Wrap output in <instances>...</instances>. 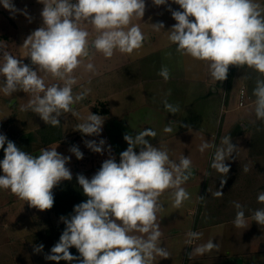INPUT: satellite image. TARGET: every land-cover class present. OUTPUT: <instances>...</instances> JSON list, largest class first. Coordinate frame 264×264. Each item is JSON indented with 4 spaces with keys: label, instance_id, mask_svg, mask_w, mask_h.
I'll return each mask as SVG.
<instances>
[{
    "label": "clouds",
    "instance_id": "clouds-1",
    "mask_svg": "<svg viewBox=\"0 0 264 264\" xmlns=\"http://www.w3.org/2000/svg\"><path fill=\"white\" fill-rule=\"evenodd\" d=\"M172 2L180 9L168 7L176 21L168 30L169 40L176 45L177 52L207 62L210 75L217 82L227 79L230 66H247L264 75V8L259 3L255 0ZM38 3L43 5L42 24L23 43L31 63L26 64L4 53V63L0 65L2 91L5 95L17 91L31 93L32 99L23 110L30 109L47 125L58 127L64 113L78 115L72 106L85 99L90 91L86 89L75 96L72 91L77 83L72 74L81 65L82 58L89 56L90 50L111 58L117 50L131 54L143 46L146 36L132 20L143 18L146 0H38ZM152 3L168 5V0H152ZM0 5L9 12L22 11L28 17L27 11L17 9L13 0H0ZM84 23L93 26L98 33L91 42L89 32L81 27ZM152 25L156 31L164 28L163 22ZM85 67L88 71L94 70L92 63ZM37 68L63 81V86H46ZM158 74L165 80L170 78L167 67H162ZM253 94L257 119L264 120V80L257 81ZM164 105L169 113L179 111L167 101ZM104 120V117L90 113L76 127L84 135L99 136ZM164 131L170 133L173 129L169 125ZM156 135L151 128L135 136L125 134L123 139L128 147L120 153L119 162L110 155L91 179L77 174L78 184L87 200L75 205L69 217L60 218L65 229L45 259L57 264L61 260L78 261L79 264H153L157 256L170 258V253L159 246L162 235L157 222V213L162 207L159 197L166 190L175 189V208L189 199V193L181 185L192 175L191 160L182 156L179 163L171 161L166 151L146 139ZM231 141L230 136L223 138L224 147L216 150L211 164L225 175L230 171L225 162L237 148ZM85 143L90 150L102 154L106 141ZM209 147L213 145L205 142L199 150L203 152ZM0 149L4 151L0 161L3 173L0 189L10 190L31 208L50 210L55 199L53 189L62 181L72 180V172L66 166L71 157L59 153L57 147L43 148L38 156H33L7 140L4 134H0ZM69 151L77 159H83L78 146H71ZM220 182L223 188L226 180ZM223 194L221 190L214 193L216 197ZM257 199L264 203V193ZM235 207L239 211L234 224L243 228L247 223L245 213L240 204ZM252 219L258 225H264V209L256 210ZM187 235L186 243L191 244L201 234L189 232ZM43 247L40 244L34 251L39 253ZM72 247L77 249L79 257L69 251ZM217 247L209 240L194 248L189 256L203 255Z\"/></svg>",
    "mask_w": 264,
    "mask_h": 264
},
{
    "label": "rangeland",
    "instance_id": "rangeland-1",
    "mask_svg": "<svg viewBox=\"0 0 264 264\" xmlns=\"http://www.w3.org/2000/svg\"><path fill=\"white\" fill-rule=\"evenodd\" d=\"M255 2L264 8V0ZM13 3L17 9L26 10L30 19L22 11L9 12L0 5V65L4 63V53L30 64L28 49L23 43L42 24L40 12L43 5L38 0H13ZM169 6L180 10L172 0H168V5L161 6L146 0L143 18L132 20V24L141 28L146 39L143 46L131 54L117 50L111 58H105L102 53L90 50L89 56L82 58L81 65L72 74L77 81L72 91L74 96L86 89L90 91L85 99L75 103L73 111L78 115L71 112L69 117L63 116L66 129L69 134L76 132V126L92 113L105 118L102 132L99 136L82 135L81 139L70 144L51 148L57 147L59 153L71 157L67 166L71 171L75 164L79 174L91 179L110 155L119 162L120 153L128 147L123 139L125 134L135 136L151 128L157 135L146 139L166 151L171 161L179 163L180 158L185 156L198 170L195 180L181 185L189 193V199L179 208L173 206L175 189H168L159 197L162 205L157 213L162 233L159 246L170 253V258L157 256L153 264H238L236 260L225 261L240 256L244 259L243 264H264V225H258L252 219L256 210L264 209V203L257 199L259 194L264 193V164L259 165L247 155L251 129L235 135L230 133L234 126L243 122L251 127L255 120V101L247 98L243 106L239 105L245 66H230L225 85L219 88L217 94L205 97L217 81L211 77L207 62L181 55L176 51V45L170 42L168 30L176 21L168 10ZM160 22H163L164 28L156 31L152 24ZM81 27L89 32L90 42L98 35L94 27L87 23ZM88 63L94 65L93 71L86 70ZM162 67H167L170 72L167 80L158 74ZM37 71L46 86H63V81L51 74L38 68ZM2 81L3 76L0 75V134L17 139L35 132L44 121L30 109L23 110L32 99V94L17 91L5 95ZM164 101L178 107L179 111L169 113ZM103 108L107 113L101 111ZM93 109L99 112L94 113ZM172 119H175V124ZM169 125L173 131L167 133L164 128ZM33 135L35 138V133ZM228 136L237 148L225 162L230 166L229 173L225 175L212 168L211 164L216 150L224 147L223 138ZM101 139L106 141L102 154L86 146L85 141L99 143ZM205 142L213 147L201 152L200 146ZM73 145L79 147L83 159H77L69 151ZM139 150V147L135 149L137 153ZM245 168L248 171H244ZM221 180H226L223 188ZM217 190H221L223 196L216 197L214 193ZM237 203L242 204L241 209L246 215L247 223L243 228L234 224L239 210L229 209ZM43 217H46L45 211L29 207L10 190L0 189V264H55L45 259L50 254L48 248L43 247L37 253L34 251L37 245L28 243L37 229V219ZM202 217L205 218L202 220ZM195 220H198L197 228ZM189 232L201 235L187 244ZM209 240L218 247L203 255L189 256L194 248Z\"/></svg>",
    "mask_w": 264,
    "mask_h": 264
},
{
    "label": "trees",
    "instance_id": "trees-1",
    "mask_svg": "<svg viewBox=\"0 0 264 264\" xmlns=\"http://www.w3.org/2000/svg\"><path fill=\"white\" fill-rule=\"evenodd\" d=\"M244 74L245 84L250 94L249 98L255 101L256 97L254 96L253 91L257 86V81L264 80V75L247 66H245ZM227 94L228 93H226V95ZM74 105L72 106L73 109L75 108ZM101 111L107 113V110L105 108H103ZM93 112L97 113L99 111L93 109ZM70 113L71 112L64 113L60 117L61 123L58 127L47 125L44 122L37 130H35V132L29 133L27 135V138H7V140L14 142L17 147L33 156H38V151L43 148H51L54 145L64 146L66 144H70L73 141H76V139H81L82 135H84L78 130L70 134L67 131L63 116L69 117ZM249 129H251V137L249 141L248 154L250 158H253L259 165L264 164V120L257 119L256 112L255 120L252 126H249ZM237 132H240V128L238 125L236 126V133ZM33 133H35V138ZM6 146L7 143H5V147ZM3 158L4 151L3 149H0V161H2ZM74 162L75 160L72 161V163ZM73 165L74 168L71 171L72 180L62 181L57 187L53 189L55 198L54 205L50 210H44L46 213L45 218L43 217L42 219H37V229L28 239L30 241L28 243L37 246L43 244L44 247L51 250V248L59 241V238L63 230L65 229V224L61 221L60 218L62 216L69 217L71 214H73L75 205L87 200V197L83 194L82 187L78 184L76 178L77 174H79L78 167L75 164ZM66 166H68V164ZM69 251L74 256L79 257V253L75 247H72ZM76 262L78 261L69 262L61 260L59 261V264H73ZM54 263L57 264L56 261H54ZM184 264H186V262Z\"/></svg>",
    "mask_w": 264,
    "mask_h": 264
},
{
    "label": "crops",
    "instance_id": "crops-1",
    "mask_svg": "<svg viewBox=\"0 0 264 264\" xmlns=\"http://www.w3.org/2000/svg\"><path fill=\"white\" fill-rule=\"evenodd\" d=\"M244 75H245V74H244ZM224 85H225V83H224ZM224 85H222V86H224ZM213 86H216V87H217V91H214V90H213ZM213 86L211 87V90L207 93V95H206L205 97H208V95L217 94V93L219 92V88L222 87L221 85H219L218 82L215 83V84H213ZM242 87H245V88H246V91H247L248 96H249L250 94H249V91L247 90V87H246L245 82H244V84L241 86V88H242ZM249 97H250V96H249ZM249 99H250V98H249ZM253 101H254V100H253ZM172 123H173V124L176 123L175 119H172ZM236 126H237V125H236ZM236 126H234V128L230 131V133H232V135H235V134L240 133V132L247 131V130L249 129V126H248L246 130H243V129L241 128L240 124H239L238 126H239V128H240V132H237V133H236ZM185 128H186V127H185ZM250 137H251V134H250ZM249 141H250V138H249ZM248 147H249V142H248ZM247 149H248V148H247ZM104 153L107 154L106 151H105ZM247 155H248V157H250L249 154H248V150H247ZM191 168H193V169L195 170V176H194V178H189V179H188L189 181H193V180H195V179L197 178V174H198V170L196 169V167H193L192 164H191ZM188 180H187V181H188ZM196 181H197V180H196ZM200 186H201V185H200ZM240 205H242V204L240 203ZM221 207H225V206H221ZM228 208H229V207H228ZM229 209H233V210L236 211V207H235V205H234L233 207L229 208ZM245 216H246V215H245ZM204 218H205V217H202V220H203ZM234 219H235V218H234ZM205 220L208 221V219H205ZM227 220H228V219H227ZM197 223H198V220H195L194 225H195L196 228H197ZM206 223L208 224V222H206ZM208 226H209V225H208ZM208 226H202V227L205 228V227H208ZM198 228H199V227H198ZM238 258H242V263H240V264H243V262H244L243 257L240 256V257H238ZM228 261H230V258H229L227 261H225V262L228 263ZM179 262H180V261H179ZM238 264H239V263H238Z\"/></svg>",
    "mask_w": 264,
    "mask_h": 264
},
{
    "label": "water",
    "instance_id": "water-1",
    "mask_svg": "<svg viewBox=\"0 0 264 264\" xmlns=\"http://www.w3.org/2000/svg\"><path fill=\"white\" fill-rule=\"evenodd\" d=\"M148 39V38H147ZM149 41V39L147 40V42ZM224 83H225V81H219V85H224ZM213 90L214 91H217V87L216 86H213ZM15 100H13L12 102H14ZM12 104V103H11ZM240 126H241V128L243 129V130H246L247 129V127H248V125L247 124H245V123H240ZM22 138H27V135H25V136H23ZM191 171H192V175H191V177L190 178H194V176H195V170L193 169V168H191ZM234 260H236V263H242V258H236V259H230V261H234Z\"/></svg>",
    "mask_w": 264,
    "mask_h": 264
},
{
    "label": "built area",
    "instance_id": "built-area-1",
    "mask_svg": "<svg viewBox=\"0 0 264 264\" xmlns=\"http://www.w3.org/2000/svg\"><path fill=\"white\" fill-rule=\"evenodd\" d=\"M247 98L249 99V96H248V93L246 91V88L242 87L241 90H240V93H239V99H240L239 105L243 106Z\"/></svg>",
    "mask_w": 264,
    "mask_h": 264
}]
</instances>
